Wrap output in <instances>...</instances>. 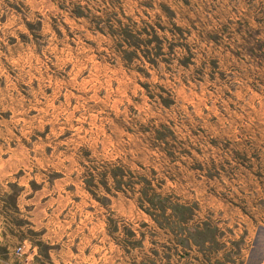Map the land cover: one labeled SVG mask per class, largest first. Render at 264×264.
Returning <instances> with one entry per match:
<instances>
[{
    "label": "rangeland",
    "instance_id": "obj_1",
    "mask_svg": "<svg viewBox=\"0 0 264 264\" xmlns=\"http://www.w3.org/2000/svg\"><path fill=\"white\" fill-rule=\"evenodd\" d=\"M0 198L14 264H264V0H0Z\"/></svg>",
    "mask_w": 264,
    "mask_h": 264
},
{
    "label": "crops",
    "instance_id": "obj_2",
    "mask_svg": "<svg viewBox=\"0 0 264 264\" xmlns=\"http://www.w3.org/2000/svg\"><path fill=\"white\" fill-rule=\"evenodd\" d=\"M2 200L0 198V264H14L13 261H16L15 256V248L17 247L15 244L17 242V229H20L16 226V224L11 220V216L9 214L8 208L2 204ZM26 230V227H21ZM28 229H33V225ZM29 231V230H28ZM21 243V242H20ZM25 248L29 246V243L23 241ZM254 259H261L260 256L254 255ZM264 258V257H262Z\"/></svg>",
    "mask_w": 264,
    "mask_h": 264
},
{
    "label": "built area",
    "instance_id": "obj_3",
    "mask_svg": "<svg viewBox=\"0 0 264 264\" xmlns=\"http://www.w3.org/2000/svg\"><path fill=\"white\" fill-rule=\"evenodd\" d=\"M17 252H18L19 256H24V248L23 247H19L17 249Z\"/></svg>",
    "mask_w": 264,
    "mask_h": 264
}]
</instances>
